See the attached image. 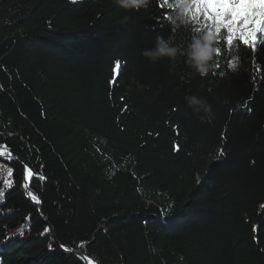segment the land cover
I'll use <instances>...</instances> for the list:
<instances>
[{
	"label": "trees",
	"instance_id": "obj_1",
	"mask_svg": "<svg viewBox=\"0 0 264 264\" xmlns=\"http://www.w3.org/2000/svg\"><path fill=\"white\" fill-rule=\"evenodd\" d=\"M188 4L174 31L177 0H0V264H264V43L220 39L240 70L201 79ZM158 36L174 59L142 55Z\"/></svg>",
	"mask_w": 264,
	"mask_h": 264
},
{
	"label": "clouds",
	"instance_id": "obj_2",
	"mask_svg": "<svg viewBox=\"0 0 264 264\" xmlns=\"http://www.w3.org/2000/svg\"><path fill=\"white\" fill-rule=\"evenodd\" d=\"M113 4L125 13L137 12L141 9H147L149 0H113ZM191 15L188 0H177L174 14L170 17V23L174 31L180 29L187 30L190 23ZM131 19L129 15L121 17L122 22L126 25ZM178 48L171 46L164 38H156V47L150 51H144L143 56L153 60L160 58L174 59L177 56ZM226 50L221 47V41L217 33H209L201 30L196 32L192 37V42L188 45L186 52V66L198 75L201 79L211 77H225L230 73H237L240 70V61L238 57L233 56L224 60ZM188 106L192 107L197 114H202L201 118H213V110L211 104L206 100L198 99L195 96L185 97Z\"/></svg>",
	"mask_w": 264,
	"mask_h": 264
},
{
	"label": "snow or ice",
	"instance_id": "obj_3",
	"mask_svg": "<svg viewBox=\"0 0 264 264\" xmlns=\"http://www.w3.org/2000/svg\"><path fill=\"white\" fill-rule=\"evenodd\" d=\"M204 6V21L212 22L215 32L229 50L243 45L255 49L257 34L264 33V0H194ZM207 23H205V27ZM119 70V64L116 65ZM222 154V153H221ZM47 231V229H46Z\"/></svg>",
	"mask_w": 264,
	"mask_h": 264
},
{
	"label": "water",
	"instance_id": "obj_4",
	"mask_svg": "<svg viewBox=\"0 0 264 264\" xmlns=\"http://www.w3.org/2000/svg\"><path fill=\"white\" fill-rule=\"evenodd\" d=\"M0 153L2 155H0V160L2 161H6V160H11V161H15V159L13 158V156L6 150H0ZM25 173V177H24V181H23V189H24V196L27 199V201H29L30 203H32L33 205L37 206V208L39 209L40 205L37 201H35L33 198H31L29 196V192H28V188H29V182L30 179L32 177L31 172L28 169L24 170ZM65 252L67 253H72L74 255L79 256L84 264H86V261L89 260L92 264H95L94 262H92L90 259H88L87 257H85L81 251H73V250H69V249H65Z\"/></svg>",
	"mask_w": 264,
	"mask_h": 264
},
{
	"label": "bare ground",
	"instance_id": "obj_5",
	"mask_svg": "<svg viewBox=\"0 0 264 264\" xmlns=\"http://www.w3.org/2000/svg\"><path fill=\"white\" fill-rule=\"evenodd\" d=\"M0 155H2V154L0 153ZM86 264H92V263L89 260H87Z\"/></svg>",
	"mask_w": 264,
	"mask_h": 264
},
{
	"label": "rangeland",
	"instance_id": "obj_6",
	"mask_svg": "<svg viewBox=\"0 0 264 264\" xmlns=\"http://www.w3.org/2000/svg\"><path fill=\"white\" fill-rule=\"evenodd\" d=\"M72 1H78V0H72ZM258 35V34H257Z\"/></svg>",
	"mask_w": 264,
	"mask_h": 264
}]
</instances>
